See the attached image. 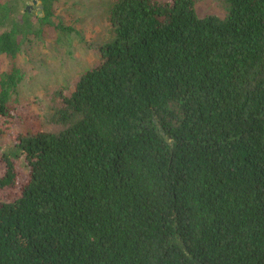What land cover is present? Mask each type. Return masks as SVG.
<instances>
[{
	"label": "trees",
	"instance_id": "trees-1",
	"mask_svg": "<svg viewBox=\"0 0 264 264\" xmlns=\"http://www.w3.org/2000/svg\"><path fill=\"white\" fill-rule=\"evenodd\" d=\"M19 1L0 0V264H264V0H111L99 44ZM52 44L74 71L29 97Z\"/></svg>",
	"mask_w": 264,
	"mask_h": 264
},
{
	"label": "rangeland",
	"instance_id": "rangeland-1",
	"mask_svg": "<svg viewBox=\"0 0 264 264\" xmlns=\"http://www.w3.org/2000/svg\"><path fill=\"white\" fill-rule=\"evenodd\" d=\"M110 3L111 0H54L52 10L56 16L62 18L65 25L79 31L83 39L93 44H99L111 37V26L108 19ZM17 9L18 11L28 9L30 13L39 14L41 6L37 0L35 2L34 0H20L17 3ZM195 11L200 17L213 15L223 18L226 15L227 5L224 0H196ZM69 37L70 35L63 36L64 39ZM72 37H74L73 34H71ZM47 52V63L38 66L34 78L30 79L23 87V93L29 97L34 94L39 95L40 89L44 88L47 83L54 82L61 73L74 71L73 66L66 68L70 62L65 56H59V49L55 48L53 44L48 46ZM70 64L74 65V63ZM29 108L31 111L34 110H32V106ZM61 127L57 121L45 125V129L51 132H57Z\"/></svg>",
	"mask_w": 264,
	"mask_h": 264
},
{
	"label": "water",
	"instance_id": "water-1",
	"mask_svg": "<svg viewBox=\"0 0 264 264\" xmlns=\"http://www.w3.org/2000/svg\"><path fill=\"white\" fill-rule=\"evenodd\" d=\"M34 2H35V0H34Z\"/></svg>",
	"mask_w": 264,
	"mask_h": 264
}]
</instances>
